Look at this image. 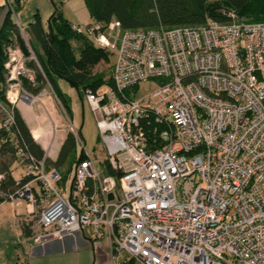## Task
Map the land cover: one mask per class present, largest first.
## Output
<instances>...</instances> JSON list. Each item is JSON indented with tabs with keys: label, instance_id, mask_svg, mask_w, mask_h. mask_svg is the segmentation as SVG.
<instances>
[{
	"label": "built area",
	"instance_id": "obj_1",
	"mask_svg": "<svg viewBox=\"0 0 264 264\" xmlns=\"http://www.w3.org/2000/svg\"><path fill=\"white\" fill-rule=\"evenodd\" d=\"M229 14L194 26L72 23L114 60L110 82L84 90L103 157L71 126L82 156L67 192L47 165L65 138L57 121L50 115L46 144L30 127L41 156L19 134L10 106L28 93L21 77L35 82V72L17 42L7 47L0 148L13 149L11 173L17 163L23 175L7 191L0 170V204L25 201L33 243L89 227L111 264H264V21Z\"/></svg>",
	"mask_w": 264,
	"mask_h": 264
},
{
	"label": "trees",
	"instance_id": "obj_2",
	"mask_svg": "<svg viewBox=\"0 0 264 264\" xmlns=\"http://www.w3.org/2000/svg\"><path fill=\"white\" fill-rule=\"evenodd\" d=\"M84 2L94 21L107 22L115 18L124 28L194 26L211 19L229 22L233 20L229 11L235 14L236 20L264 21V0H84ZM52 3L53 11L46 25L38 11L26 26L23 25L29 36L28 45L23 36L21 37L22 32L12 17V12H18L21 8L22 0L6 2V12L0 24V99L4 102H7L4 84V61L7 57L5 46L10 38L13 40V36L20 40L26 56L25 64L34 70L37 83L22 77V86L36 92L43 83L49 82L68 111L70 110L68 101L57 85L58 77L65 78L74 85L81 98L86 88L94 89L104 82H110V78L104 79L102 73H92V68L97 63L110 62V51L95 45L86 33L74 29L72 27L74 22L64 15L54 1ZM32 53L36 59L29 57ZM13 111L17 117L19 134L30 149L41 156L43 149L31 135L30 128L19 109L14 106ZM74 151L75 137L69 131L50 165L60 168ZM12 152L13 149L9 146L0 148V170L6 173L2 188L7 191L16 187L11 173ZM78 156L81 157L82 154ZM78 156H75V159ZM30 223V221L22 223V230L27 236L31 234Z\"/></svg>",
	"mask_w": 264,
	"mask_h": 264
},
{
	"label": "rangeland",
	"instance_id": "obj_3",
	"mask_svg": "<svg viewBox=\"0 0 264 264\" xmlns=\"http://www.w3.org/2000/svg\"><path fill=\"white\" fill-rule=\"evenodd\" d=\"M52 1L55 2L58 8L62 9L64 15L70 21L72 22L79 21L80 23L85 25L94 22L93 18L89 14V11L86 7L84 0H34L36 5V11L39 12L41 19L44 23L47 22L49 15L53 11ZM23 2L24 0L22 1V4ZM21 21H22L21 23L24 25L22 19ZM22 36L25 39V41L29 43L28 40L29 36L25 30L24 33H21V37ZM14 42L15 43L17 42L21 47L20 40L18 39V37L13 36V40L12 38H10L9 42L7 41V44L5 46V53L10 43L12 44ZM31 55H32L31 57L36 59L35 55L33 54ZM113 60H114V56L110 54V62L97 63L92 68V73L94 74L102 73L104 79L109 78L111 75V62H113ZM34 83L37 84L36 82ZM57 85L61 90V92H63V94L65 95L68 101L70 112L64 108V106L62 105L61 101L59 100L56 94V91L53 89L52 85L49 82L43 83L40 86L39 90H37L36 92L24 88L32 96L31 99L29 100L27 98L25 100L18 99V101L14 105L10 106L12 111L14 109V106H16L17 108L19 107L18 109L23 110L25 113L26 112L25 104H30L32 106L33 113L29 112L28 115H22V116L25 119L29 128L31 127L36 131L37 136L40 137L42 143L46 144L47 138H49V136H47L48 133L47 129H49L48 127L51 125V117H50L51 115L53 117V120L57 121L56 122L57 137H61V136L65 137L67 132L71 130L70 129L71 126L74 127L75 131L80 129L81 135L85 140L86 150L94 157L97 158L103 157V151L101 150V144L99 142L98 130L95 124L94 114L87 100L85 99L84 96L82 98L80 97L76 87L72 85L67 79L58 77ZM155 86H156V81L153 79L146 83L144 82L141 83L137 96ZM20 91H22V89H20ZM6 114L8 113L6 112L3 114L0 113V115H6ZM72 133L75 137V151L70 155V157L65 161V163L60 165L59 168L63 174V177L66 179V183L68 184L66 192L68 191L70 182L73 177L71 166L73 164L75 156H78L81 150V146L78 143L75 132ZM52 161L53 160L51 158H48L47 165H50ZM12 169H13L12 175L14 178L19 179L23 175V169L17 163H14ZM61 189L63 190L62 186ZM66 192H64V194H66ZM79 232L82 233L81 231ZM84 234L87 238L93 237V232L89 227H85ZM27 237L29 241H32L31 236H27ZM81 237H83V235ZM105 241L106 240H103V242ZM128 264H141V263L138 261H133Z\"/></svg>",
	"mask_w": 264,
	"mask_h": 264
},
{
	"label": "crops",
	"instance_id": "obj_4",
	"mask_svg": "<svg viewBox=\"0 0 264 264\" xmlns=\"http://www.w3.org/2000/svg\"><path fill=\"white\" fill-rule=\"evenodd\" d=\"M7 1L0 0V24L6 12ZM35 12L34 0H24L18 10V19L20 22L22 19L26 26ZM20 113L28 115L23 110ZM23 221H29L25 201H4L0 204V264H111L105 251L95 250L84 232L69 233L62 238L36 244L24 234Z\"/></svg>",
	"mask_w": 264,
	"mask_h": 264
},
{
	"label": "bare ground",
	"instance_id": "obj_5",
	"mask_svg": "<svg viewBox=\"0 0 264 264\" xmlns=\"http://www.w3.org/2000/svg\"><path fill=\"white\" fill-rule=\"evenodd\" d=\"M24 97H25V99L27 98L28 100L29 99H31V95L30 94H28V93H25L24 94ZM30 97V98H29ZM24 99V100H25ZM25 102V101H24ZM27 103V102H26ZM26 106H25V111H26V113L28 114L29 112H32V106L30 105V104H25ZM33 113V112H32ZM31 131H32V134H33V136H35V137H38L37 136V133H36V131L34 130V129H32L31 128ZM48 139V138H47ZM51 152V151H50Z\"/></svg>",
	"mask_w": 264,
	"mask_h": 264
}]
</instances>
